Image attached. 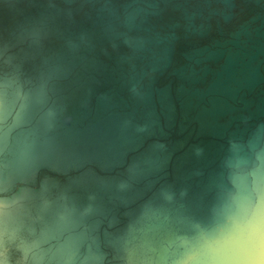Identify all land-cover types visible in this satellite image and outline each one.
<instances>
[{"label":"water","instance_id":"water-1","mask_svg":"<svg viewBox=\"0 0 264 264\" xmlns=\"http://www.w3.org/2000/svg\"><path fill=\"white\" fill-rule=\"evenodd\" d=\"M241 159L264 176V0H0V251L172 264Z\"/></svg>","mask_w":264,"mask_h":264},{"label":"clouds","instance_id":"clouds-1","mask_svg":"<svg viewBox=\"0 0 264 264\" xmlns=\"http://www.w3.org/2000/svg\"><path fill=\"white\" fill-rule=\"evenodd\" d=\"M248 167L241 159L226 175L208 218L171 250L172 264H264V176ZM23 255L5 247L0 264H24Z\"/></svg>","mask_w":264,"mask_h":264}]
</instances>
